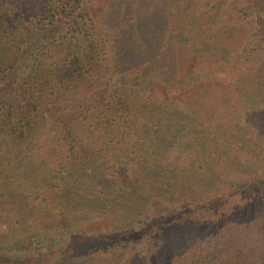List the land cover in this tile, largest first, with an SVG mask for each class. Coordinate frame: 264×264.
Listing matches in <instances>:
<instances>
[{"label": "trees", "instance_id": "trees-1", "mask_svg": "<svg viewBox=\"0 0 264 264\" xmlns=\"http://www.w3.org/2000/svg\"><path fill=\"white\" fill-rule=\"evenodd\" d=\"M0 264H264V0H0Z\"/></svg>", "mask_w": 264, "mask_h": 264}]
</instances>
